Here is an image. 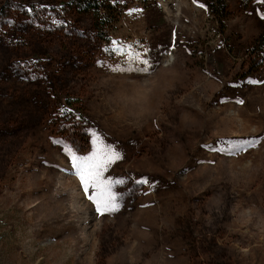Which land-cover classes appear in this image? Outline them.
Segmentation results:
<instances>
[{"label": "rangeland", "instance_id": "obj_1", "mask_svg": "<svg viewBox=\"0 0 264 264\" xmlns=\"http://www.w3.org/2000/svg\"><path fill=\"white\" fill-rule=\"evenodd\" d=\"M67 1L0 0V264H264V0ZM105 145L100 215L70 161Z\"/></svg>", "mask_w": 264, "mask_h": 264}, {"label": "snow or ice", "instance_id": "obj_2", "mask_svg": "<svg viewBox=\"0 0 264 264\" xmlns=\"http://www.w3.org/2000/svg\"><path fill=\"white\" fill-rule=\"evenodd\" d=\"M200 6L205 7L203 4ZM261 18H264V15ZM143 71L147 73L148 69L145 68ZM252 83H264V81H252ZM235 102L239 104L244 103L242 99H237ZM261 139V137H256L252 140L233 144L230 147V152L231 154H237L240 151L247 150V148L255 147L261 142ZM122 158V154L118 150L108 149L106 145L103 150L97 148L96 152L91 156L80 157L73 155L71 157L72 174L78 178L85 197L94 205L95 211L100 215L119 210L118 197L112 194V188L114 185L123 183L124 181L109 178L104 175V172L110 164ZM142 182H147V180L137 181V183Z\"/></svg>", "mask_w": 264, "mask_h": 264}, {"label": "trees", "instance_id": "obj_3", "mask_svg": "<svg viewBox=\"0 0 264 264\" xmlns=\"http://www.w3.org/2000/svg\"><path fill=\"white\" fill-rule=\"evenodd\" d=\"M207 1L211 12L220 22H223L224 16L227 13L226 0ZM66 5L71 6L79 13H91L93 15L92 27L96 32L105 31L112 23V17L116 14L110 0H68ZM102 38H105V35H102ZM263 52L264 35L260 36L256 48H253L252 53L257 56Z\"/></svg>", "mask_w": 264, "mask_h": 264}, {"label": "bare ground", "instance_id": "obj_4", "mask_svg": "<svg viewBox=\"0 0 264 264\" xmlns=\"http://www.w3.org/2000/svg\"><path fill=\"white\" fill-rule=\"evenodd\" d=\"M77 196V195H76Z\"/></svg>", "mask_w": 264, "mask_h": 264}]
</instances>
